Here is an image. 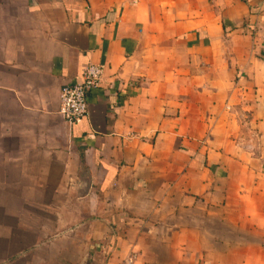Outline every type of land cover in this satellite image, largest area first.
Instances as JSON below:
<instances>
[{
  "label": "crops",
  "instance_id": "crops-1",
  "mask_svg": "<svg viewBox=\"0 0 264 264\" xmlns=\"http://www.w3.org/2000/svg\"><path fill=\"white\" fill-rule=\"evenodd\" d=\"M0 264H264V0H0Z\"/></svg>",
  "mask_w": 264,
  "mask_h": 264
},
{
  "label": "built area",
  "instance_id": "built-area-1",
  "mask_svg": "<svg viewBox=\"0 0 264 264\" xmlns=\"http://www.w3.org/2000/svg\"><path fill=\"white\" fill-rule=\"evenodd\" d=\"M103 72L100 65H88L79 83L62 88L60 114L67 122L73 123L88 114V95L99 86Z\"/></svg>",
  "mask_w": 264,
  "mask_h": 264
}]
</instances>
